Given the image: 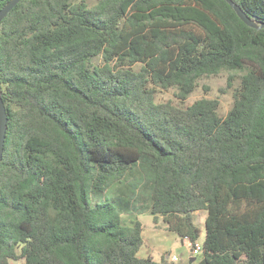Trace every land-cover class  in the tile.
Segmentation results:
<instances>
[{"label":"trees","instance_id":"16d2710c","mask_svg":"<svg viewBox=\"0 0 264 264\" xmlns=\"http://www.w3.org/2000/svg\"><path fill=\"white\" fill-rule=\"evenodd\" d=\"M232 1L257 29L225 0H21L0 22V264H170L122 216L193 246L197 212L194 264H264V0ZM222 71L224 117L186 104Z\"/></svg>","mask_w":264,"mask_h":264},{"label":"rangeland","instance_id":"374dc122","mask_svg":"<svg viewBox=\"0 0 264 264\" xmlns=\"http://www.w3.org/2000/svg\"><path fill=\"white\" fill-rule=\"evenodd\" d=\"M99 61V60H96ZM97 63V62H96ZM99 63V62H98ZM229 73L226 71H222L217 75L214 76H208L203 77L198 80L197 86L193 93L188 97L186 100V104H190L195 100L201 99V98H209V99H217L219 101V109L218 114L220 117H224L229 109L231 108V105L233 103V97L232 93L235 88L239 85V73H236L235 78L231 82V87L227 86V78ZM156 100L158 102H165L168 100H171L173 102H176L177 100L174 97V91L173 90H159L156 94ZM101 198L93 197L92 201L97 202L101 201ZM204 218H205V212H197L193 215V221L196 227L199 230V238L196 241L197 244L202 245L203 239L205 236V230H204ZM123 223L126 225H130L134 221H138L141 226L144 228L145 234H148L150 232H154L155 236L150 235V245L152 247H155V253L153 254L154 260L159 261L160 257L159 254H157V251L165 252L168 256L166 258L167 262L170 264H185L186 263V252L189 251L190 247H184L180 239H177L175 237H170L169 234H164V223L160 217L157 218V222L154 223L153 217L149 214H141V215H123L122 216ZM158 225L156 228L154 226ZM190 254V252H189ZM176 256L178 261L177 262H171L169 260L170 257ZM163 259V258H162ZM22 261H15L12 262V264H21Z\"/></svg>","mask_w":264,"mask_h":264},{"label":"water","instance_id":"95a60500","mask_svg":"<svg viewBox=\"0 0 264 264\" xmlns=\"http://www.w3.org/2000/svg\"><path fill=\"white\" fill-rule=\"evenodd\" d=\"M21 0H10L0 9V22L16 7ZM235 11L238 18L246 25L257 29L258 27L246 16V14L232 0H225ZM7 116L4 104L0 97V162L2 159L3 146L6 133ZM195 258L191 259L194 262Z\"/></svg>","mask_w":264,"mask_h":264},{"label":"crops","instance_id":"0c3cea01","mask_svg":"<svg viewBox=\"0 0 264 264\" xmlns=\"http://www.w3.org/2000/svg\"><path fill=\"white\" fill-rule=\"evenodd\" d=\"M158 225H156V226H154V228H156ZM141 229H142V231H141V235H142V239H143V243H142V245H141V247L139 248V250H138V252H137V255H138V257H140V258H151L152 260H154V253H155V250H154V248L155 247H152L151 245H150V235L151 236H155V233L154 232H150V233H148V234H145V232H144V228L141 226ZM163 233L164 234H169V235H171L170 237H175V238H177V239H179L175 234H173V233H171V232H169L168 230H166V228H165V226H164V229H163ZM181 242L182 243H184V240H181ZM183 246L185 247H188L187 246V244L186 243H184L183 244ZM185 247V248H186ZM158 253L157 254H159V257H160V260L162 259V258H167V254L165 253V252H163V250L162 251H157ZM192 258H195V257H192L190 254H189V251L188 252H186V263L185 264H192L193 262H191V259ZM159 260V261H160ZM155 261V260H154ZM156 262H158V261H156ZM195 263V262H194ZM193 263V264H194Z\"/></svg>","mask_w":264,"mask_h":264},{"label":"built area","instance_id":"2783aa9c","mask_svg":"<svg viewBox=\"0 0 264 264\" xmlns=\"http://www.w3.org/2000/svg\"><path fill=\"white\" fill-rule=\"evenodd\" d=\"M184 243L187 244L188 247H190L189 252L192 257H196L201 252V245L195 243L193 246L190 245L189 241L187 239H184ZM171 262H177L178 259L176 256H172L169 258Z\"/></svg>","mask_w":264,"mask_h":264}]
</instances>
